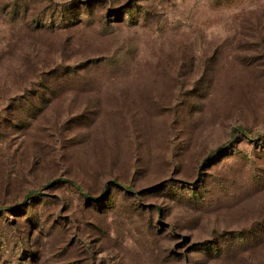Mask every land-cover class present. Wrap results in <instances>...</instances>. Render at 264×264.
<instances>
[{"label": "rangeland", "instance_id": "rangeland-1", "mask_svg": "<svg viewBox=\"0 0 264 264\" xmlns=\"http://www.w3.org/2000/svg\"><path fill=\"white\" fill-rule=\"evenodd\" d=\"M22 1L0 264H264V0Z\"/></svg>", "mask_w": 264, "mask_h": 264}, {"label": "trees", "instance_id": "trees-1", "mask_svg": "<svg viewBox=\"0 0 264 264\" xmlns=\"http://www.w3.org/2000/svg\"><path fill=\"white\" fill-rule=\"evenodd\" d=\"M9 9H11L13 12H22V11H25V9H26V5H25V3H24V1H22V0H16V2H12V3H10V5H9ZM68 12L70 11L69 9L67 10ZM39 22H41V20H39ZM49 27H51V25H48V28ZM45 28V27H44ZM47 28V27H46ZM45 28V29H46ZM53 30V29H52ZM64 71H57V70H50V71H48L47 73H46V75H47V77L46 78H52V80H54L56 77H64L63 75H66L65 73H63ZM72 74H74V75H76L77 73L74 71V70H72ZM45 75V76H46ZM45 78V79H46ZM63 79H65V77L64 78H62L61 80H63ZM64 82H65V80H63ZM56 87H58V86H56ZM55 87V85H47V81H45L44 80V83H43V85H42V87L40 88V89H36V91H35V94L36 93H44V92H42L41 90H45V92H53V88H56ZM225 147H220L218 150H216L214 153H212V155H215V154H219V153H221V152H223V149H224ZM126 191H128V190H126ZM85 198H88L89 199V197L87 196V195H85L84 196Z\"/></svg>", "mask_w": 264, "mask_h": 264}]
</instances>
